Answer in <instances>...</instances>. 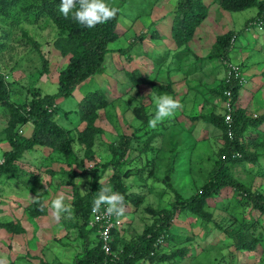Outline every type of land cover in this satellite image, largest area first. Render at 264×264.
Wrapping results in <instances>:
<instances>
[{"label":"rangeland","instance_id":"obj_1","mask_svg":"<svg viewBox=\"0 0 264 264\" xmlns=\"http://www.w3.org/2000/svg\"><path fill=\"white\" fill-rule=\"evenodd\" d=\"M108 2L119 6L120 18L118 38L109 45L111 52L102 63V72L77 86L70 97L56 101L59 113L55 122L69 131L73 157L34 147L16 162L13 173L0 178V258L6 257L7 264L73 263L81 250L83 220L75 210L72 219L62 216L56 220L50 202L64 192L70 198L65 202L72 205L74 184L80 192L85 191L82 196H92L99 191L101 178L109 185L110 178L121 172L120 182L133 199L126 218H122L121 246L133 241L151 222L153 216L148 210L168 209L176 196L186 199L198 191L208 181L224 141L220 131L192 118L223 114L222 93L230 64L239 66L246 80L239 91L238 108H243L246 116L260 117L264 113V30L258 26L248 32L244 29L245 22L256 15L255 9L229 13L209 0L208 17L195 30L187 50L175 47L169 34L177 0ZM42 24L43 21L37 25L21 21L12 28L0 22V72L13 83L14 103H23L31 87L43 94L55 93L58 74L67 64L68 56H60L54 47L55 28ZM21 30L36 42L38 51L21 37ZM228 31L239 32L229 64L217 57L209 58L216 37ZM142 35L140 42L138 37ZM120 49H127L124 55H119ZM42 58L47 62L46 70ZM184 75L192 76L189 92L181 84ZM92 93L102 95L107 106L96 111L94 127L100 132L87 136L90 140L86 148L79 143L78 134L87 133L88 121L77 104ZM150 93H167L181 103V97L191 93V103L152 129L148 120L156 108ZM7 120L8 112L0 105V163L10 150L4 133ZM30 130L31 125L18 129L23 136H28ZM124 137L130 140L123 157L126 164L118 170L102 168L111 158L109 145ZM244 139L256 142L260 153H264V122L256 128L249 127ZM87 150L90 158L85 155ZM228 173L264 196V157H258L256 164L233 165ZM36 196L39 203L34 200ZM231 197V190L226 189L209 201L211 223L202 225L185 213L176 214L171 235L181 240L178 245L172 239L164 241L163 253H183L161 264H264V215L251 208L243 213ZM243 217L247 223L253 221L250 231L257 239L262 238L253 253L235 250L227 237L244 223Z\"/></svg>","mask_w":264,"mask_h":264},{"label":"trees","instance_id":"obj_2","mask_svg":"<svg viewBox=\"0 0 264 264\" xmlns=\"http://www.w3.org/2000/svg\"><path fill=\"white\" fill-rule=\"evenodd\" d=\"M60 2L61 0H0V22L5 21L9 27L14 28L21 21L33 25L43 21L42 27L50 25L57 32L53 44L60 56H68L67 64L58 74L56 92L43 94L36 87L28 88L29 97L21 104L11 101L15 92L12 88L13 83H9L6 75L0 72V105L8 112L4 133L10 147V150L3 154V162L0 163V178L13 173L17 169L16 162L22 159L25 152L34 149V147H45L63 156L73 157L74 149L72 139L68 134L69 131L61 128L55 122V116L59 113L56 101L58 98L70 97L77 86L96 73L102 72V63L107 54L111 52L109 45L118 38L117 25L120 12L107 23L99 24L94 28H86L75 21L71 13L68 17L63 16L58 8ZM212 3L229 13L255 9L256 15L245 22L244 29L248 32L258 26L264 30V0H212ZM115 7L119 8V6ZM208 8L209 0H177L171 13L169 32L175 47H185L188 50L187 46L195 36V30L208 17ZM238 34L239 32L228 31L216 37L209 58L217 57L229 64V56L236 50L235 43ZM21 37L27 38L29 42H32V46L37 51L39 50L36 42L23 30H21ZM138 38L140 42H143V35ZM126 50L120 49L117 52L121 56ZM41 62L43 69L46 70L47 62L43 58ZM225 68L227 70L228 67ZM261 74L264 73L261 72ZM245 83L246 80L240 76L237 79L232 77L224 85V89L231 92L232 124L229 128L230 137L223 114L214 115L211 113L192 118L203 120L220 131L221 139L224 141L217 159L213 162V171L209 173L208 181L186 199L176 196L168 209L160 212L153 209L148 210L153 219L146 224L143 232L133 241L131 240L121 246L119 241L121 232H114L111 248L113 252L118 254V260L114 261V264H145V261L151 264H161L168 260L172 262L180 251L163 253L162 244L170 239L175 240L176 245L180 243L179 237L178 240L171 235L170 228L173 225L175 215L185 213L202 225L211 223L213 214L209 211V201L218 198L221 191L226 189L231 190V198H234V204L243 213L246 208H251L260 216L264 215V196L253 189L250 184L238 181L233 173H228L233 165L256 164L258 157H264L263 151L260 153L261 147L256 142L245 141L244 139L249 127L256 128L264 122V113L260 117L246 116L243 108L237 106L239 91ZM222 96L224 97L223 93ZM77 106L80 108L83 119L88 121L87 133L80 132L78 134L79 143L87 148V143L90 140H87V136L93 137L94 133L100 132L94 127L96 111L101 108L105 109L107 103L102 95L92 93L89 97L85 96ZM26 125H31V132L30 135L23 136L18 129ZM129 141L128 137H124L111 143L108 147L111 155L110 161L101 167H112L114 170H118L119 167L125 165L126 161L123 157L128 151ZM85 155L88 158L91 157L88 150ZM120 173L118 171L110 178L109 185L124 196L125 205L128 208V204L133 203V199L130 198L128 189L120 182ZM72 197L75 213L83 220L80 234L81 250L75 255L72 264H111L112 257L105 255L101 250L95 228L90 229L88 226L94 194L82 196L79 186L74 184ZM243 218L244 223L235 227L236 231L233 234L228 233L227 237L233 241L235 250L241 253H253L257 246L262 243V238L257 239L255 234L250 231L253 221L248 220L247 223V219ZM119 246H121L120 249H118ZM182 253L180 252L179 255L181 256Z\"/></svg>","mask_w":264,"mask_h":264},{"label":"clouds","instance_id":"obj_3","mask_svg":"<svg viewBox=\"0 0 264 264\" xmlns=\"http://www.w3.org/2000/svg\"><path fill=\"white\" fill-rule=\"evenodd\" d=\"M58 8L63 16L68 17L71 13L72 18L86 28H94L99 24L107 23L114 19L120 11L108 0H61ZM152 100L156 108L154 115L148 120V127L152 129H155L164 120L173 117L178 110L183 108V104L179 100L167 93L152 95ZM140 123L142 122L137 121V124ZM99 184L100 188L94 195L92 208L93 213H100L97 219L103 216H115L119 222L121 218H126L127 207L124 196L106 184L102 178L99 180ZM81 192L85 191L81 190ZM66 199L70 198L61 192L50 202L52 215L56 220H60L62 216L67 219L74 217V209L70 203L65 202ZM34 200L37 203L40 202L38 196ZM102 206L104 209L101 212ZM0 264H7V258H0Z\"/></svg>","mask_w":264,"mask_h":264},{"label":"built area","instance_id":"obj_4","mask_svg":"<svg viewBox=\"0 0 264 264\" xmlns=\"http://www.w3.org/2000/svg\"><path fill=\"white\" fill-rule=\"evenodd\" d=\"M240 76H241L240 68L237 65L230 64L229 69L227 71L226 82L228 83L232 77L234 79H237ZM223 95H224L223 117H224V122L229 129L231 128V124H232L231 92L229 90H225L223 92ZM228 136L229 137L231 136L230 129L228 130ZM236 156H239V155L236 154ZM103 209H104V206H102L101 212L103 211ZM99 215L100 213H93L91 209L90 220H89L88 226L90 229L95 228L97 239L100 243L101 250L103 251L105 255L112 257L111 264H114V261L118 260V254L112 251L111 245L113 242L114 234L121 232L124 221L121 218L120 221L117 222V218L115 216H103L100 219H97V216Z\"/></svg>","mask_w":264,"mask_h":264},{"label":"crops","instance_id":"obj_5","mask_svg":"<svg viewBox=\"0 0 264 264\" xmlns=\"http://www.w3.org/2000/svg\"><path fill=\"white\" fill-rule=\"evenodd\" d=\"M196 74H197V73H196ZM191 77H192V76H190V75H184V76H182V78H181L182 83H181V82H177V83H181V84H183V85H184V84L186 85L187 88H184V89H186V92H189L190 89H191V88L188 86V82H190V78H191ZM185 79H186L187 81H186ZM190 98H191V93H189L187 97H181V99H182V104H183L184 108H187V105L191 103ZM30 132H31V130H30ZM29 135H30V133H29Z\"/></svg>","mask_w":264,"mask_h":264}]
</instances>
